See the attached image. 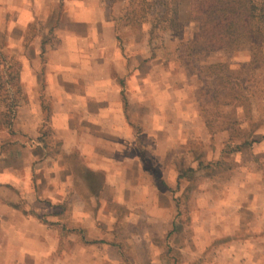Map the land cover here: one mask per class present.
I'll list each match as a JSON object with an SVG mask.
<instances>
[{"label":"rangeland","instance_id":"rangeland-1","mask_svg":"<svg viewBox=\"0 0 264 264\" xmlns=\"http://www.w3.org/2000/svg\"><path fill=\"white\" fill-rule=\"evenodd\" d=\"M127 1L0 0V173L6 168L19 171L27 157L46 156L44 164L26 165L36 170L52 162L57 167L71 164L65 156L57 165L60 145L51 126V100L44 95L50 90L47 79L37 90L43 91L41 126L31 125L33 111L27 112L30 121H20L19 115L26 95L36 90L24 86L21 78L27 66L23 62L29 59L25 56L31 55L36 41L56 39L55 29L67 23L64 10L71 7L75 51L99 38L109 58H125L115 64L121 89L117 99L123 92L130 100L127 117L145 148L144 161L137 158L134 166L149 183L143 190L144 206L102 205L105 212H117L118 221L107 222L106 216L101 230L86 229L83 239L75 233L71 240L67 205L61 214L45 209L48 219L28 224L24 240L5 236L0 225V264H115L116 259H121L118 264H150L151 259L157 264H264V235L256 233L255 210L244 202L264 187V43L254 57L250 44L232 56L218 49L193 55L189 41L196 27L190 20V0H178L179 26L169 33L151 22V13L146 22L128 23L123 9ZM123 68L126 74H121ZM145 106L148 112H143ZM73 166L81 170L78 163ZM187 169H193L192 177L184 174L177 187L178 174ZM17 179L12 176L14 185ZM5 181L0 175V205L6 200ZM21 210L26 213L23 204ZM174 218L179 231L167 240ZM54 219L56 223L50 222ZM199 233L216 237L205 245ZM111 245H118L120 256L107 251ZM149 248L153 257L147 254Z\"/></svg>","mask_w":264,"mask_h":264},{"label":"crops","instance_id":"crops-1","mask_svg":"<svg viewBox=\"0 0 264 264\" xmlns=\"http://www.w3.org/2000/svg\"><path fill=\"white\" fill-rule=\"evenodd\" d=\"M64 13L67 23L55 29L56 39L47 43L43 40L36 41L31 55L25 56L29 59L23 57L25 58L23 63L27 65L21 77L24 86H36V90L29 91L26 95L28 101L20 107L19 115L21 114L20 121L24 117L30 121L32 116L27 115V112L33 111L35 117L31 120V125L41 126L45 118L41 106L43 91L37 90L40 88L39 83L44 78L47 79L50 90L44 91V95L46 97L48 95L51 100L53 114L51 126L54 129V138L60 145V153L56 157L57 165L61 164L58 159L65 156L68 160L71 159V164H68V167L63 165L57 167L52 162L49 167L42 166L36 170L32 167L27 168L26 165L37 167L40 163L44 164V161H47L46 156L43 155L39 159L27 157L23 159L19 171L15 170L17 167L6 168L4 174L0 173L7 179L2 183L6 200L0 205V225H4L5 236L9 234L8 237L12 239H26L29 232L28 224L41 223L38 218L48 219L45 209H51L53 212L57 209L61 214L67 205L73 234L71 240L74 241L75 233L79 239H83L86 229L89 232L92 230L99 232L106 216L107 222L108 219L109 222L118 221L117 212H105L102 205L109 203L133 209L146 204L143 190L149 183L134 166L137 158L144 161L145 148L138 143L139 135L134 131L135 125L133 122L131 124L127 117V106L130 105L127 94L122 92V98L117 99L121 89L119 91L117 87L115 64L116 62L122 64L125 58L117 53L115 46L114 53L119 56L109 58L108 47H103V41L99 38L97 40L92 38L90 46L85 48L83 45L80 51H75L76 47L71 46V7L65 8ZM19 46L23 49L22 42ZM42 62L44 75L41 72ZM108 63L111 64V71L108 69ZM125 71L123 68L121 74H126ZM144 111L148 112L146 106ZM73 163H78L81 170H74ZM39 172L41 174H38ZM13 175L18 176L16 185L12 180ZM37 175L41 176L40 181L36 180ZM93 177H99V181ZM78 183H81L80 188H77ZM257 189L259 191L253 192L249 199L244 200L247 202L244 205L250 210H255L258 224L256 233L262 237L264 187L259 186ZM249 193L250 191L245 189V194ZM136 201L141 203H135ZM21 204L26 213L21 210ZM50 222L57 221L54 219ZM174 222L177 223L176 218L171 221V229L166 234L167 240L175 233H170ZM7 225L9 233L6 230ZM197 236L205 245L216 237L206 233H199ZM259 244L262 246L263 243ZM205 245L202 247L203 250ZM110 247L111 250L107 248L110 254L121 255L118 245ZM72 251L74 253L76 250L71 249ZM153 253V249L149 248L147 254L153 257ZM150 261V264H157L156 260ZM118 263H121V259L115 260V264ZM69 264H74V261Z\"/></svg>","mask_w":264,"mask_h":264},{"label":"trees","instance_id":"trees-1","mask_svg":"<svg viewBox=\"0 0 264 264\" xmlns=\"http://www.w3.org/2000/svg\"><path fill=\"white\" fill-rule=\"evenodd\" d=\"M123 9L127 11L124 19L129 20L128 23L146 22L147 16L151 13L153 17L151 22L155 26H161L165 33L174 31L179 26L178 0H128ZM190 20L196 27L189 41L193 55L218 49L226 56H232L245 44L251 45L253 57L262 50L264 0H190ZM213 66L221 69L224 64L214 63ZM190 173L193 174V169L178 174L177 187L184 174L192 177ZM176 207L178 208V203ZM179 214L178 208L177 216ZM178 228V224L174 222L170 233L178 232Z\"/></svg>","mask_w":264,"mask_h":264}]
</instances>
